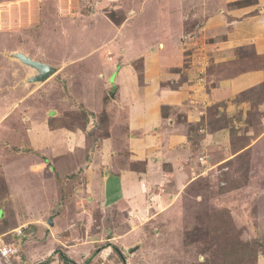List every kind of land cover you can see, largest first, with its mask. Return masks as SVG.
I'll list each match as a JSON object with an SVG mask.
<instances>
[{
	"label": "rangeland",
	"instance_id": "374dc122",
	"mask_svg": "<svg viewBox=\"0 0 264 264\" xmlns=\"http://www.w3.org/2000/svg\"><path fill=\"white\" fill-rule=\"evenodd\" d=\"M152 2L0 0V199H6L0 235L11 240L17 228L22 227V233H25L27 226L42 221L51 227L49 217L61 209L59 228L63 233L60 230L59 233L71 236L68 242H58L59 246L53 251L56 253L52 252L55 256L45 258L53 264H123L119 247L117 250L112 240L105 239L106 235L114 234L117 223L123 235L118 241L127 264H264V120L256 104L264 99L260 96L261 91L259 95L255 91L257 97H252L249 92L240 95L242 100L251 101L250 107L233 116L221 112L218 104L207 110L203 122L206 120L208 131L231 126V149L225 152L211 146L204 150L197 147L198 153L204 156H193L195 162L198 161L193 167V177L180 186L173 205L161 211L157 219L134 222L126 209H106L107 206L95 204L98 202H93L95 205L88 203L96 208H89L92 215L85 216V212L82 216L73 210L78 205L73 190L85 183L80 170L65 174L60 169L54 171L50 165L53 172H45L48 178L45 174L39 178L32 170L25 172L28 162L21 161V153L17 151L25 147L23 137L27 134V126L33 120L43 118L48 109L57 113V118L49 122L51 126L85 130L90 115L96 114L98 123L89 130L90 134L108 133L110 118L115 119L120 112L118 108L106 105L96 109L95 113L91 110L95 108L97 87H111L103 80L99 59L104 61L105 57H114L115 52H120L119 44L130 41L135 29L139 28V34L142 33L141 41H147L149 36L163 30L158 27L161 24L158 21L162 16L164 20L170 15L166 10L159 11ZM260 5L259 0L229 3L234 7L247 6L249 11ZM136 21V25L131 23ZM119 26L124 28L119 30ZM167 44H161L164 51ZM149 47L146 45L144 50ZM18 54L51 64L55 73L41 82L30 81L39 71L25 64ZM133 66L141 72L142 59L135 60ZM109 95L107 101L112 97ZM199 133L201 131L192 133L193 141L200 138ZM16 174L19 179L15 178ZM14 178L22 188L17 186L20 193L26 186L29 201L13 200L15 203L12 204L6 198ZM36 185L47 193L38 194ZM32 187L35 188L32 190ZM53 191L61 192V196ZM84 207L87 209V204ZM138 223L139 227L130 231ZM83 229L86 234L102 233L105 236L91 248L85 260H81L79 250L75 252L71 249L73 246L69 247L86 237ZM50 236L55 241L54 235ZM24 240L19 241L22 249L39 250V244H33L30 249ZM39 253L38 257L30 258L38 261L44 256L43 250ZM63 255H67L68 262Z\"/></svg>",
	"mask_w": 264,
	"mask_h": 264
},
{
	"label": "crops",
	"instance_id": "0c3cea01",
	"mask_svg": "<svg viewBox=\"0 0 264 264\" xmlns=\"http://www.w3.org/2000/svg\"><path fill=\"white\" fill-rule=\"evenodd\" d=\"M233 1L153 0L159 11L166 10L170 15L164 16V20L161 15L158 21L161 23L158 27L163 30L149 36V40L141 41L142 33L139 34V28L135 29L130 41L121 40L120 52L114 51L115 56L105 57L104 61L99 59L103 80L111 87H97L95 108H90L94 113L104 105L119 109L120 114L109 120L108 133L90 134L89 130L97 126L99 118L94 113L85 130L51 126L49 122L57 118V113L48 109L43 118L33 120L27 126V134L23 137L25 147L17 151L21 153V161L28 162L25 172L32 170L39 178L44 174L48 178L45 172H53L51 167L65 174L80 170L85 183L73 190L75 204H78L73 210L82 216L85 212V216L92 215L94 205L101 204L107 206L106 209H126L134 222L157 219L161 211L173 205L180 186L193 177V167L198 163L193 156H204L198 153L197 147L204 150L211 146L225 152L231 149V126L208 131L206 120L203 122L207 110L218 104L221 112L233 116L250 107L251 101L242 100L240 95L249 92L252 97H257L255 91L258 95L261 91L260 96L264 98V0H259L261 5L256 7L258 11L252 10L254 13L247 6H229ZM131 23L138 24L137 21ZM163 42L168 43L165 51L161 46ZM146 45H151L149 50H144ZM140 58L142 73L133 66ZM112 76L113 80L110 79ZM109 94L112 97L107 101ZM256 104L264 120V99ZM200 131V138L193 141L192 133ZM70 168V172L66 171ZM15 178L19 179L18 174ZM15 178L6 198L12 204L15 203L13 200L29 201L26 186L23 188L25 193L16 190L22 188ZM35 187L38 194L47 193L42 187ZM54 194L61 196V192ZM4 203L6 199H0L1 220L5 217ZM88 203L94 204L93 207ZM58 210L51 227L44 221L25 225V233L17 237L18 241L25 238L30 249L33 244L40 245L39 250L33 252L22 249V258L29 264L40 261L53 264L45 258L55 256L53 251L59 246L58 242H68L71 235L62 236L63 231L59 228L62 210ZM120 229L119 223L115 224L114 234L106 235L105 239L112 240L123 253L118 241L123 236ZM84 233L86 237L69 246H73L71 249L75 252L79 250L81 260H85L91 248L105 237L102 233L86 234L85 230ZM50 235H54L56 242ZM36 237L40 240H35ZM29 240L33 241L29 243ZM46 242L49 244L43 247L41 244L46 245ZM42 250L45 257L38 261L30 258L38 257ZM125 259L127 261V257Z\"/></svg>",
	"mask_w": 264,
	"mask_h": 264
},
{
	"label": "built area",
	"instance_id": "2783aa9c",
	"mask_svg": "<svg viewBox=\"0 0 264 264\" xmlns=\"http://www.w3.org/2000/svg\"><path fill=\"white\" fill-rule=\"evenodd\" d=\"M14 234L16 236L11 240H7L4 235H0V264H29L22 258V246L17 238L22 234L21 228H18V231L15 230ZM37 264L48 263L40 261Z\"/></svg>",
	"mask_w": 264,
	"mask_h": 264
},
{
	"label": "water",
	"instance_id": "95a60500",
	"mask_svg": "<svg viewBox=\"0 0 264 264\" xmlns=\"http://www.w3.org/2000/svg\"><path fill=\"white\" fill-rule=\"evenodd\" d=\"M19 58H21V60L31 66L36 68L39 72L30 79V81H35V82H41L44 81L45 79L48 78V76L53 73L55 71V68L51 67L49 64L40 62L38 60H34L31 57H26L23 54H18L17 55ZM59 214V210H56L54 214H52L49 219H48V223L50 225H54L55 223V217L56 215Z\"/></svg>",
	"mask_w": 264,
	"mask_h": 264
},
{
	"label": "trees",
	"instance_id": "16d2710c",
	"mask_svg": "<svg viewBox=\"0 0 264 264\" xmlns=\"http://www.w3.org/2000/svg\"><path fill=\"white\" fill-rule=\"evenodd\" d=\"M114 22H115L116 24L119 23V22H116V21H114ZM140 73H142V71H141ZM114 245H115V244H114ZM115 246H116V245H115ZM115 248L118 250L117 246H116ZM121 257L123 258V264H125V263H126V259H125L126 257H125V255H123V253H122ZM63 258H64L65 261H67V262L69 261L67 255H66V256L63 255ZM126 264H127V263H126Z\"/></svg>",
	"mask_w": 264,
	"mask_h": 264
}]
</instances>
